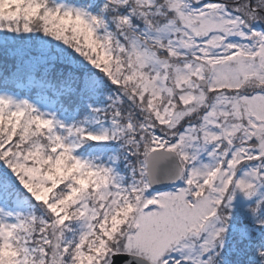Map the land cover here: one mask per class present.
<instances>
[{"label": "snow or ice", "instance_id": "1", "mask_svg": "<svg viewBox=\"0 0 264 264\" xmlns=\"http://www.w3.org/2000/svg\"><path fill=\"white\" fill-rule=\"evenodd\" d=\"M0 264H264V0H0Z\"/></svg>", "mask_w": 264, "mask_h": 264}]
</instances>
